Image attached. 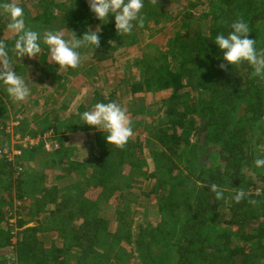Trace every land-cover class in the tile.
Here are the masks:
<instances>
[{
    "label": "trees",
    "instance_id": "1",
    "mask_svg": "<svg viewBox=\"0 0 264 264\" xmlns=\"http://www.w3.org/2000/svg\"><path fill=\"white\" fill-rule=\"evenodd\" d=\"M40 3L28 25L41 32L56 19L60 24L59 28L53 26L54 30L61 28L69 35L71 30L79 38L86 26L96 27L99 23L90 13L85 0H66L65 3L45 0ZM154 4L158 5L156 2ZM198 4L206 7L202 16L192 13L198 8ZM159 5L167 7L165 2H160ZM55 10L59 12V18L54 17ZM168 17L175 18V30L165 46L158 50L159 65H154L153 59L152 62L151 59L144 62L138 80L129 83L121 92L127 97L124 106L131 115L132 124L136 123L139 130L144 127V133L154 140L150 153L156 173L148 175L147 178L155 183L145 197L151 200L153 196L160 211L169 206V212L164 214L168 220L162 217L168 223L171 222L169 217L173 215L176 207L182 206L184 210L192 208L190 216L179 227V232L172 237L176 264H264V169L254 166L256 158H264V153L255 154L257 141H260L258 135L264 129V80L259 83L252 76L253 69L247 64L238 67L226 65L221 70L219 64L224 62L219 57L222 53L213 43L218 33H226L231 23L239 18L248 23L251 31L248 37L256 40L258 50H264V0H203V3L200 0L188 1L178 11L168 12ZM157 19L163 20L160 16ZM3 22L4 17L1 14L0 34L5 28L6 23ZM144 22L142 20L143 26ZM137 29L130 36L118 37L113 18H109L101 28L100 46L92 54L100 58L101 55H109L121 49L125 51L127 46L136 41L133 35L137 34ZM45 55L42 48V61H45ZM79 79L81 82L89 81L88 75L83 73ZM91 80L94 85L95 78ZM110 81L112 90L108 94L101 91L96 93L94 90L93 98L95 97L96 102L117 103L120 86L114 78ZM148 93H167V97L155 100L156 105L151 107L146 104L137 107L131 101L135 95L144 96ZM30 103L33 102L28 101L22 110L31 111ZM81 112L83 109L78 111ZM40 118L35 117V129H30V118L24 125H20L18 129L22 132L21 135H34L39 127L40 130L54 129L48 117L42 118V121ZM80 123L82 121L76 118L65 126V133L93 130ZM203 127L207 128L206 139L209 145L218 148L215 151L218 165L208 172L204 168L201 170L202 176L197 177L201 185L198 186L193 202L173 204V200H165L171 193V183L178 181L177 185L180 187L186 184L181 173L173 178L174 171L183 163L187 169L195 168L193 159L196 152L192 141L194 133L203 131ZM254 136L258 139L253 140ZM137 141L140 146H135ZM105 142L101 132L94 133L91 150L95 152L91 153L92 156L88 157L90 159L86 164L76 160H63L67 159V151L70 154L68 149H63L57 154L59 159L55 166L47 167L54 172L63 170L70 178V183L55 180V184L49 189L45 186L46 189L39 190L42 196L34 207L37 211L34 214L41 216L46 204L59 198L64 200L65 197L62 203L71 213L69 216L58 214L59 206L53 212L52 227H56L52 230L62 231H52L59 233L54 238L55 244L45 245L42 235L50 231L38 225L17 232L16 241L13 243L14 236L10 234L7 215L0 199V252L10 248L16 258L14 264H45L49 255H52V260L57 261V264H66L63 256L66 255L64 259L69 262V248L78 249L80 252L83 250L87 254L85 258H88L84 249L85 243L80 244L81 237H73L77 231L80 236L86 237V244L91 241L90 245L94 239H100L98 244L103 243L101 238L108 232H105L106 226L100 217L99 205L100 201L106 203L110 200L112 190L108 183L114 180L115 175L118 177L113 170L115 162L117 163L115 152L119 155L122 152L123 157L124 148L133 152L134 147L141 149L144 141L131 136L122 148L114 145L111 147ZM0 146H3L1 142ZM137 154L140 158L138 163L132 164L133 168L145 165L140 150ZM68 157H73V149ZM41 159L44 162L45 159ZM45 169L46 167L38 169L33 185L40 187L46 177ZM15 173L10 162L0 154V182L11 184L16 181L13 179ZM26 177L28 176L24 174L23 179L22 175L17 176L21 181ZM257 181L263 186H258ZM136 183L137 181H132L130 185ZM213 183L220 186L224 193L222 198H215V194L210 191L209 186ZM92 189H98L99 194L96 199L88 200L86 197ZM237 191L246 193L239 203L232 199ZM159 192L165 193L157 195ZM125 199L119 198L115 203L116 224H126V218L120 217L126 211L122 206ZM163 219L158 227L164 225ZM72 223L74 226L77 223V231L70 227ZM18 225L21 226L22 222ZM112 236L117 238V242L121 239L117 232ZM98 257L102 256L96 252L95 258ZM74 258L76 260L73 264H80L78 256L74 255ZM7 261L0 256V264H7Z\"/></svg>",
    "mask_w": 264,
    "mask_h": 264
},
{
    "label": "rangeland",
    "instance_id": "2",
    "mask_svg": "<svg viewBox=\"0 0 264 264\" xmlns=\"http://www.w3.org/2000/svg\"><path fill=\"white\" fill-rule=\"evenodd\" d=\"M41 1L45 0H12V2L19 3L24 8L27 24L31 22L30 20L37 12ZM55 1L58 3L66 2V0ZM188 1L195 2L198 0H146V7L143 12L144 15H146V13L148 14L146 17L143 15V20L145 21L144 26L142 24V26L138 27L137 34L133 35L136 41L132 39L134 43L127 46L125 51L121 49L109 55H101L99 58L93 55L92 52L84 50V53H82V64L79 68H81L83 74L88 75V79L91 80L93 77L96 80V83L95 80H93L95 84H91L89 89L82 87L80 90H75L71 86L74 77L70 78L72 75L68 77L64 76L68 75L71 70L57 68L50 60L45 62L42 61V59L39 61L36 57L30 59L24 57L21 58L19 62L17 61L18 70L25 72L27 78L32 82L30 84L32 88L31 95L25 101L14 102L10 100L3 92L2 88H0V142L3 144V146H0V154L10 162L16 172L13 176V179H16V181H13L11 184L3 183L4 181L0 182V199L3 201L2 207H4V211L7 215V224L10 228V234L14 236L12 239L13 243L16 241L15 236L17 232L28 227H36L37 225L50 231L48 234L43 233L42 235V239L46 246H49L50 243H56L54 238L59 234L58 232L62 231L59 229L52 230L56 227H52L54 218L53 212L57 211L56 209L60 207V213L55 212V214L58 213L69 216L71 213V211H67L66 207L64 208V204L62 203L65 201V197L64 200L59 198V200L55 201L56 203L46 204L43 208L44 213L41 216H36L34 214L35 212L37 213L34 207L38 205L37 203H39L42 196L39 190L46 189L47 187V189H49L55 184V180L59 182L67 181L70 183V178L65 175L63 170H61L60 173H56L54 170H48L47 167L55 166V162L59 159L57 154L63 149L66 142L67 144H73V146H71L73 148V157H68V155L71 154L72 149H70V154L68 151L66 153L67 159L63 160H76L86 164L90 159L88 157L90 155L92 156V152H95L91 150L92 146L87 143L90 136H92V130L89 134L65 133V126L78 118V111H76V109L80 105V100H85L87 104L92 99V103L95 104V97L93 98L94 90L96 93L101 91L105 94H108L109 91L112 90L110 81L112 78H114L118 86H120L117 91L119 94L117 103L119 102L118 104L126 111L124 104L127 97L122 95V90H125V87L129 85V83L138 80L140 69H142L141 67L144 62L149 59H151L150 61L152 62L153 59L152 63L154 65H159V61L157 60L158 50L165 46L168 39L173 36L172 34L175 30V18L171 19L168 17V12L178 11L179 8L185 6ZM154 2L158 4V7L155 6ZM160 2H165L167 7L164 8L159 5ZM200 2L203 3V0H200ZM205 9L206 7L199 5L192 13L197 16H202ZM154 12L155 14H153ZM1 14L4 17L3 23H6V16L0 12V15ZM53 15L55 18H59V12L57 10L53 12ZM158 16L163 20L160 21L157 19ZM109 18L112 17L109 16ZM59 24L60 21L54 19L52 25H48L45 29L54 30L53 26L59 28ZM91 28H95V25H92ZM57 30L66 38L69 36L68 33L64 32L65 30L61 28ZM12 36L13 34L4 28L0 34V39L10 42ZM58 76H63L64 78L59 80L57 78ZM252 76H254L253 71ZM254 78H256L259 83L263 81L259 77L254 76ZM97 84L99 86H97ZM57 86L63 87L53 93V90L56 89L55 87ZM51 92L52 94L49 95ZM61 92L62 94H60ZM34 94L37 95L35 96ZM38 96H41L40 99ZM165 97H167V93H148L144 96L135 95L131 101L134 105H137V107L144 106V104L151 107L154 104L156 105L155 100ZM43 100L49 101L45 103ZM28 101H32L33 103H30L32 104L31 111L26 112L22 110V107L25 106ZM128 116L131 120V115L128 114ZM35 117H41L39 119L41 121L42 118L48 117L50 119L49 121L54 125V129L40 130L39 127L34 135H27L26 133L25 135H21L22 132L18 127L24 125L28 118L31 119V123L29 124L30 129H35ZM132 127V136H136L144 142L141 145V149L134 147L133 152L124 148L123 157L122 152L121 155H119V153L117 154V151L115 152L117 155V163L115 162L113 170L118 174V177L115 175L114 180L108 183L112 190L110 200L106 203L100 201L99 205L100 217L104 220V226H106L105 232L108 233L103 234L104 238H101V242L103 241V243L98 244L100 239H94L89 245L91 241H88V244H86V237L84 235L80 236V232L77 231V223L76 226L72 223L70 227L72 226L74 230L77 231L73 237H81L80 244L85 243L84 249L88 253V258H85L87 254L84 253L83 250L80 252L78 249L73 250V248H71L70 250L69 248V262L68 259L67 261L64 259L66 255L63 256V261H65L66 264L74 263L76 260L74 255L78 256L80 264H176V253L172 237L179 232V227L182 222L190 216L192 208L188 207L184 210L181 208L182 206L176 207L173 215L169 217L171 218V220L169 219L171 222L168 223V217H165L164 214L169 212V206L163 211H160L158 210L156 200L153 196L151 200L145 197L146 192H148V190L150 191V188H153V183H155L154 180H149L147 178L148 175L156 173L150 153V150L154 146V144L152 145L154 140L144 133V127L139 130L136 123H133ZM93 131H95V133L100 132L96 130ZM206 133L207 128L205 127H203V131L194 133L195 136L192 142L195 145L196 152L193 159L195 168L193 170L187 169L184 167V163L179 165V169L174 171L173 178H176V176H179L181 173L186 184L180 187L177 185L179 184L178 181H174L173 184L171 183V193L165 200L169 198L168 201L171 199L173 202H170L177 205L193 202L198 186L201 185V182L197 180L201 170L204 168V170L208 172V170L218 165L216 160L217 156L215 155L218 148L209 145L206 139ZM258 137H260V141H257L258 148L255 150L256 155L264 153V143H261L264 141V129L260 131ZM258 137L254 136L253 140L258 139ZM253 143L254 141L252 144ZM105 144L109 145L107 142H105ZM136 145L140 146L138 145V141L135 146ZM65 146L67 147V145ZM109 146L113 147V145ZM138 150H140L142 154L145 165L133 168L132 164L138 163V159L140 158L137 154ZM41 158L45 159L44 162H42L43 160ZM42 167H46L45 170L48 171V173L45 179H43L40 187H38L37 184L33 185V183H35L34 181L37 179L38 169ZM249 173L250 171L248 174ZM23 174L28 177L21 181L17 176L22 175L23 179ZM137 175L140 176L137 177ZM132 181H137V183L135 185H130ZM151 183L152 185L150 186ZM252 183H254V181ZM256 184L258 186H263V184L258 181ZM164 193L159 192L157 195H162ZM98 194V189H92L88 192L86 198L88 200H94ZM119 198L125 199L122 206L126 211L124 212V216L120 215V217L122 219L124 217L126 218V224H116V222H114V206ZM162 217H165L167 220H164ZM162 219L165 223L163 226L158 227ZM19 222H22L21 226L18 225ZM116 232L121 237L119 240L120 242H117V238H113L112 236ZM96 252L97 255L102 257L95 258ZM3 253H5V255H2ZM0 256L8 260L7 264H14L16 261L15 255L10 248H6L4 251L1 250ZM45 264H57V261L52 260V255H49L45 259Z\"/></svg>",
    "mask_w": 264,
    "mask_h": 264
},
{
    "label": "clouds",
    "instance_id": "3",
    "mask_svg": "<svg viewBox=\"0 0 264 264\" xmlns=\"http://www.w3.org/2000/svg\"><path fill=\"white\" fill-rule=\"evenodd\" d=\"M93 17L99 21L95 28L85 27L83 34L77 38L69 30L66 38L60 31L45 29L41 32L30 27L26 22L25 10L12 0H0V12L6 16L5 28L13 34L11 41L0 39V88L14 102L25 101L32 93V83L25 72L19 71L17 61L21 58L36 57L40 61L42 48L45 62L50 60L57 68L77 69L82 64V52L94 53L100 46L101 28L109 16L113 18L114 30L118 37L133 34L134 29L142 26L146 0H87ZM251 32L243 19L234 20L229 30L215 36L214 44L221 51L219 57L225 66L238 67L247 64L253 69V75L264 80V50H258L256 40L248 37ZM82 125L100 131L109 145L122 148L133 135L132 121L128 113L116 102H96L88 110L78 113ZM254 166L264 169V158H256ZM215 198L220 199L224 193L217 183L210 186ZM246 193L237 191L232 199L239 203Z\"/></svg>",
    "mask_w": 264,
    "mask_h": 264
},
{
    "label": "crops",
    "instance_id": "4",
    "mask_svg": "<svg viewBox=\"0 0 264 264\" xmlns=\"http://www.w3.org/2000/svg\"><path fill=\"white\" fill-rule=\"evenodd\" d=\"M87 1V0H86ZM91 62V61H90ZM71 71H70V73H68V71H67V73H68V75H64V76H66V77H68V76H70V75H72V76H70V78H72V77H74V79L72 80V82H71V86L75 89V90H80V89H82V87H85L86 89H89V86L92 84V80H90V79H88L89 81H86V82H81L80 81V79H79V76L83 73V71H81V68H77V69H70ZM80 72V73H79ZM59 80H62L64 77L63 76H58L57 77ZM93 78V77H92ZM86 85V86H85ZM63 86H57V87H55L56 89H54L53 90V93H55V92H57L58 90H60L61 88H62ZM52 94V92L49 94V95H51ZM60 94H62V92L60 93ZM35 96L37 95V94H34ZM39 97V99H40V97L41 96H38ZM49 100H43V102H45V103H47ZM80 105L78 106V108L76 109V111H79L80 109H83V111H85V110H87V109H89L92 105H93V103H92V99L90 100V102L89 103H87L86 104V101L85 100H80ZM49 108V107H48ZM75 111V112H76ZM89 132L90 131H84V132H80V134H82V133H88L89 134ZM91 133H92V136H90V138H91V140H90V138H89V141L87 142V143H89L88 145H90V146H92L93 147V141H94V133H95V131H91ZM75 134H78V133H75ZM65 145H67V147L65 146ZM64 145V147H63V149H68V150H70V149H73L71 146H73V144L72 143H70V144H67V142H66V144ZM85 147V146H84ZM63 149H62V151H63ZM48 161V160H47ZM46 172V175H47V173H48V171H45ZM57 173V172H56ZM59 173H60V171H59Z\"/></svg>",
    "mask_w": 264,
    "mask_h": 264
},
{
    "label": "built area",
    "instance_id": "5",
    "mask_svg": "<svg viewBox=\"0 0 264 264\" xmlns=\"http://www.w3.org/2000/svg\"><path fill=\"white\" fill-rule=\"evenodd\" d=\"M7 156H8V155H7ZM7 156H6V157H7Z\"/></svg>",
    "mask_w": 264,
    "mask_h": 264
}]
</instances>
